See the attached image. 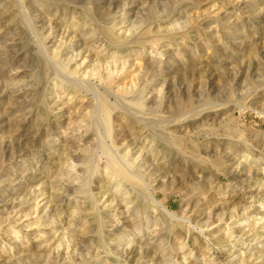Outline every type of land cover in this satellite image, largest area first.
I'll return each instance as SVG.
<instances>
[{
  "label": "rangeland",
  "instance_id": "rangeland-1",
  "mask_svg": "<svg viewBox=\"0 0 264 264\" xmlns=\"http://www.w3.org/2000/svg\"><path fill=\"white\" fill-rule=\"evenodd\" d=\"M0 264H264V0H0Z\"/></svg>",
  "mask_w": 264,
  "mask_h": 264
},
{
  "label": "bare ground",
  "instance_id": "bare-ground-1",
  "mask_svg": "<svg viewBox=\"0 0 264 264\" xmlns=\"http://www.w3.org/2000/svg\"><path fill=\"white\" fill-rule=\"evenodd\" d=\"M57 72V71H56ZM55 74V73H54ZM60 77V76H59ZM66 78V77H65ZM78 84V83H77ZM84 84V83H83ZM80 85V84H79ZM81 86V85H80ZM83 86V85H82ZM81 86V87H82ZM85 86V85H84ZM83 86V87H84ZM90 87V86H89ZM86 88V87H85ZM81 89V88H80ZM84 89V88H83ZM82 90V89H81ZM96 91V90H95ZM90 92V91H89ZM97 92V91H96ZM108 93V92H107ZM110 93V92H109ZM103 95V94H102ZM100 96V95H99ZM105 95H103V97H104ZM103 97H102V99H103ZM99 99H101V98H98V100ZM119 99V98H118ZM97 100V99H96ZM110 101V100H109ZM121 101V100H120ZM97 103V102H96ZM112 103V102H111ZM111 103H110V105H111ZM109 104V103H108ZM116 104V103H115ZM121 104V103H120ZM112 105H114V104H112ZM117 106V105H116ZM119 106H121V105H119ZM97 108V107H96ZM95 108V109H96ZM100 112V111H99ZM100 117V116H99ZM95 120V119H94ZM99 120V119H98ZM103 121V120H102ZM94 123V122H93ZM96 123V122H95ZM101 126H103V124L101 125ZM101 126H100V128H101ZM106 133V132H105ZM98 134V133H97ZM104 134V133H103ZM100 138V137H99ZM97 139H98V137H97ZM105 139V138H104ZM97 141V140H96ZM116 147V146H115ZM117 148V147H116ZM109 150V149H108ZM113 150V149H112ZM114 152V151H113ZM121 152V151H120ZM93 153V152H92ZM103 153V152H102ZM114 154H115V152H114ZM92 155V154H91ZM105 155V154H104ZM107 158V157H106ZM125 158V157H124ZM94 160V159H93ZM114 160V159H113ZM111 161V160H110ZM117 162V161H116ZM111 163V162H110ZM92 164H94V163H92ZM130 164V163H129ZM81 165V164H80ZM79 166V165H78ZM113 168V167H112ZM92 170H94V169H92ZM91 170V171H92ZM96 170V169H95ZM109 172V171H108ZM134 173V172H133ZM94 175V174H93ZM132 175V174H131ZM135 175V174H134ZM136 176V175H135ZM88 177V176H87ZM90 177H91V175H90ZM89 189V188H88ZM88 193V192H87ZM90 195V194H89ZM66 197V196H65Z\"/></svg>",
  "mask_w": 264,
  "mask_h": 264
}]
</instances>
